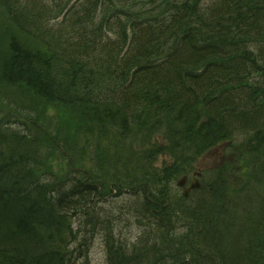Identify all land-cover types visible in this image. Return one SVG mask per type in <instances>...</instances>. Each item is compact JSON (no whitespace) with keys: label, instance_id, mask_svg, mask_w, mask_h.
Returning <instances> with one entry per match:
<instances>
[{"label":"trees","instance_id":"1","mask_svg":"<svg viewBox=\"0 0 264 264\" xmlns=\"http://www.w3.org/2000/svg\"><path fill=\"white\" fill-rule=\"evenodd\" d=\"M71 1L0 0V264H264V0Z\"/></svg>","mask_w":264,"mask_h":264},{"label":"rangeland","instance_id":"2","mask_svg":"<svg viewBox=\"0 0 264 264\" xmlns=\"http://www.w3.org/2000/svg\"><path fill=\"white\" fill-rule=\"evenodd\" d=\"M41 113L46 114L47 118H55V121L53 124L56 127H61L65 124H67V128L69 130H71V133L73 134L75 132L76 128L73 125L72 120L64 112L57 110V109H53V108L42 107L40 114ZM228 145H230V143L225 144L221 148H218L212 152L210 150L209 153H206L205 155H203L202 158L197 163L198 169L199 170L208 169L212 166H215L216 164H220V163H224V162L229 163L232 161V158L235 159L237 157L238 152H234L232 155L227 154L225 152V149H226V146H228ZM104 147H106L105 142L102 143V148H104ZM240 151H245L244 145H242V147L239 148V152ZM93 158H94V155H93ZM76 167L77 166H74V159L72 158V156L67 157L66 155L61 156V155L55 154L50 160V167L49 168L51 170V173H54L56 175H61V174L64 175V174H68V173L76 174V172H75V171H77ZM78 177H80V176H78ZM194 177L195 176L192 177L191 181L188 183V186L190 185L192 180H194V181L197 180ZM183 179H185V177H182V179H180L178 182H180L181 180L183 181ZM109 184L110 183H107L106 185H109ZM125 184L126 183L123 180L122 181V188L119 186L118 187V188H120L119 190L111 191L109 195H106V197L101 198L98 201L97 206L99 208H106L109 206L111 209H116L118 207L119 211H113V212L114 213L118 212L119 216H122L123 218H125V216H128L130 214V216L126 219V221L128 222V224H131L133 222V219H134V217L132 216L131 213H134L133 208H134L136 197L133 198L131 196V194L129 193V188L125 187ZM179 192L181 194H183L184 188H180ZM136 203H138V201ZM126 208H129V210L131 208L132 212L127 213ZM107 214H108V211H107ZM135 227H136L135 224L130 225L129 229L126 232L130 233V230H132ZM89 260L92 264H102L104 261V255L102 252L100 239L97 236L93 240V243H92V246L90 249V259Z\"/></svg>","mask_w":264,"mask_h":264},{"label":"bare ground","instance_id":"3","mask_svg":"<svg viewBox=\"0 0 264 264\" xmlns=\"http://www.w3.org/2000/svg\"><path fill=\"white\" fill-rule=\"evenodd\" d=\"M76 2H77V0H72L70 3H73L72 5H75ZM218 148H221V147H215V148H212V149H211V152L214 151V150H216V149H218ZM230 155H232V154H230ZM201 158H202V157H201ZM201 158H200V159H201ZM200 159H199V160H200ZM185 183H186V178L183 179L182 183H178V186H179L180 188H181V187H184ZM179 184H181V185H179ZM187 189H188V185H187V187H184V192H185Z\"/></svg>","mask_w":264,"mask_h":264},{"label":"water","instance_id":"4","mask_svg":"<svg viewBox=\"0 0 264 264\" xmlns=\"http://www.w3.org/2000/svg\"><path fill=\"white\" fill-rule=\"evenodd\" d=\"M179 185H181V184H179ZM197 187H198V182L194 181V183L192 185H190V187L184 192V195L186 196L191 189H194Z\"/></svg>","mask_w":264,"mask_h":264}]
</instances>
